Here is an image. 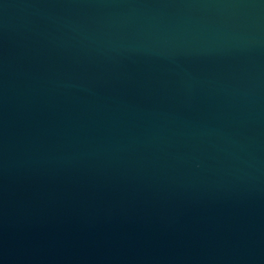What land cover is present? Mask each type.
<instances>
[{
    "label": "water",
    "instance_id": "obj_1",
    "mask_svg": "<svg viewBox=\"0 0 264 264\" xmlns=\"http://www.w3.org/2000/svg\"><path fill=\"white\" fill-rule=\"evenodd\" d=\"M0 264H264V0H0Z\"/></svg>",
    "mask_w": 264,
    "mask_h": 264
}]
</instances>
